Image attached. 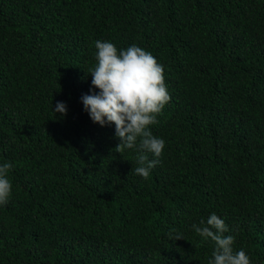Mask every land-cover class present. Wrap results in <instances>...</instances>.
Wrapping results in <instances>:
<instances>
[{
    "label": "trees",
    "instance_id": "1",
    "mask_svg": "<svg viewBox=\"0 0 264 264\" xmlns=\"http://www.w3.org/2000/svg\"><path fill=\"white\" fill-rule=\"evenodd\" d=\"M97 40L164 68L147 179L84 110ZM5 162L0 264H208L214 242L191 226L212 213L264 264V0H0Z\"/></svg>",
    "mask_w": 264,
    "mask_h": 264
},
{
    "label": "clouds",
    "instance_id": "2",
    "mask_svg": "<svg viewBox=\"0 0 264 264\" xmlns=\"http://www.w3.org/2000/svg\"><path fill=\"white\" fill-rule=\"evenodd\" d=\"M95 47L97 64L89 73L93 88L99 91L81 97L84 110L94 123L115 125L120 140L115 151L122 154L125 149L136 150L139 166L135 174L147 179L160 163L165 147V141L150 130L151 125L159 123L157 117L171 99L164 68L151 52L136 45L118 50L112 42L97 40ZM53 111L66 115V104L57 102ZM147 153L153 158L149 159ZM13 167L8 162L0 164V205H5L12 193L8 174ZM191 227L205 240L214 242L208 264H251L243 249L234 252L235 237L224 235L228 226L216 213L210 214L206 224L201 219L199 226ZM173 231L168 234L170 240L184 238L178 231L173 235Z\"/></svg>",
    "mask_w": 264,
    "mask_h": 264
}]
</instances>
